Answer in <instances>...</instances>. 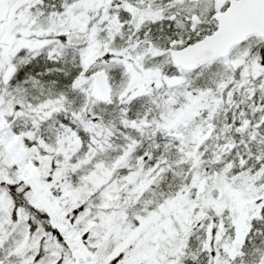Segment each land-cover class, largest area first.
I'll return each mask as SVG.
<instances>
[{"label":"snow or ice","instance_id":"6c2138e0","mask_svg":"<svg viewBox=\"0 0 264 264\" xmlns=\"http://www.w3.org/2000/svg\"><path fill=\"white\" fill-rule=\"evenodd\" d=\"M0 264H264V0H0Z\"/></svg>","mask_w":264,"mask_h":264}]
</instances>
